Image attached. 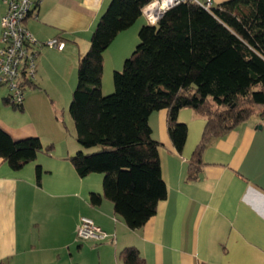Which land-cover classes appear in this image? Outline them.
Wrapping results in <instances>:
<instances>
[{
    "label": "crops",
    "instance_id": "0c3cea01",
    "mask_svg": "<svg viewBox=\"0 0 264 264\" xmlns=\"http://www.w3.org/2000/svg\"><path fill=\"white\" fill-rule=\"evenodd\" d=\"M109 2L39 0L36 14L26 18L25 26L37 40L58 37L65 46L62 50L40 47L34 86L26 88L33 90L25 93L21 109L13 108L4 118L7 109L0 107V127L13 139L40 136L34 116L23 113H32L42 94L37 90L39 78L53 65L64 69L62 61L77 65ZM5 11L6 4L0 0V33ZM146 23L144 17H138L104 51V94L113 90V73L122 69ZM3 97L0 102L6 105ZM177 118L187 127L181 152L170 140L166 109L149 115L152 136L159 141L166 197L137 229L129 228L114 213L113 203L106 197L96 205L90 202L91 192H103L102 174L78 175L69 156L80 147L40 152L19 169L0 158V261L82 264L81 253L89 249L97 255V264H122L120 250L135 246L144 264H264V118L254 113L210 140L195 179L187 178L188 165L205 119L188 107L181 108ZM81 216L91 218L109 237L103 241L78 239Z\"/></svg>",
    "mask_w": 264,
    "mask_h": 264
},
{
    "label": "trees",
    "instance_id": "16d2710c",
    "mask_svg": "<svg viewBox=\"0 0 264 264\" xmlns=\"http://www.w3.org/2000/svg\"><path fill=\"white\" fill-rule=\"evenodd\" d=\"M147 1L110 0L78 58L68 107L81 148L69 156L71 163L80 176L102 174L103 192H91L90 202L106 197L131 229L144 225L166 197L159 141L148 120L154 110L166 109L168 134L178 152L187 135L178 111L188 107L204 117L189 179L197 177L210 140L254 113L264 118V0H222L210 9L189 0L171 6L155 24L140 27L135 49L113 73V90L104 94L103 53L140 17ZM3 101L21 109L6 97ZM51 149L39 136L13 139L0 127V158L12 169ZM35 173L39 182V165ZM119 257L122 264H144L135 246L124 247Z\"/></svg>",
    "mask_w": 264,
    "mask_h": 264
},
{
    "label": "built area",
    "instance_id": "2783aa9c",
    "mask_svg": "<svg viewBox=\"0 0 264 264\" xmlns=\"http://www.w3.org/2000/svg\"><path fill=\"white\" fill-rule=\"evenodd\" d=\"M6 11L1 17L0 33V87H6L4 97L14 104H22L25 90L34 80L38 49L46 46L62 50L63 40L53 37L37 40L25 26V20L35 15L39 0H2ZM186 0H148L141 14L148 24H155L163 13L178 2ZM210 9L213 0H189ZM80 240L103 241L109 234L87 217L81 216L76 231Z\"/></svg>",
    "mask_w": 264,
    "mask_h": 264
},
{
    "label": "rangeland",
    "instance_id": "374dc122",
    "mask_svg": "<svg viewBox=\"0 0 264 264\" xmlns=\"http://www.w3.org/2000/svg\"><path fill=\"white\" fill-rule=\"evenodd\" d=\"M216 3L217 2L214 0L212 6L216 5ZM140 17L144 16L141 14ZM62 62L65 66L64 69H61V66L57 68L53 65L49 69L47 68L43 73L42 79L39 78L40 86L37 90H40L42 94L41 96H37L34 102L35 109L32 111L33 114L29 111L30 114L28 112L23 113L29 117L30 115L34 116L35 122L38 123L41 129V134L38 136L41 138L44 147L51 145L52 151L62 150L67 152V150L80 147L76 141L74 123L68 110L72 91L76 85L77 65L72 64L71 61H68L67 64L66 61ZM31 90L33 89L29 88L25 90V93L29 95ZM6 91V87L1 86L0 97H2ZM6 105L0 102L1 109H7V113H3L4 118H7V114H11L10 111L13 110L10 104L8 106ZM81 259L82 264H97L98 262L97 255L89 249L81 253ZM0 264L15 263L3 259L0 261Z\"/></svg>",
    "mask_w": 264,
    "mask_h": 264
}]
</instances>
